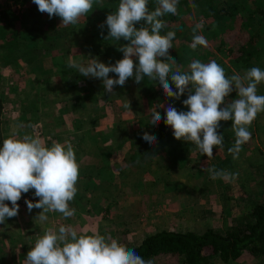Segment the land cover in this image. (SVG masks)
<instances>
[{
  "label": "rangeland",
  "instance_id": "obj_1",
  "mask_svg": "<svg viewBox=\"0 0 264 264\" xmlns=\"http://www.w3.org/2000/svg\"><path fill=\"white\" fill-rule=\"evenodd\" d=\"M15 2L8 11L19 17L18 31L30 29L26 34L33 35L31 33L49 26L47 13H40L41 17L36 18ZM99 2L94 0L92 11L82 16L78 24L67 25L71 30L63 24H52L58 31L66 32L67 40L55 39L51 53L61 44L60 48L68 47L67 54H63L66 60L80 62L82 57L85 65L92 59L114 65L123 58L119 48L128 43L121 40L118 45L104 39L103 46L97 38L92 42L90 37L84 42V35L92 32L104 16L103 4ZM248 3L251 9L229 19L219 34L209 30L210 21L204 19L197 6L192 7L190 3V9H186L177 5V14L161 30V35L175 32L169 50V56L176 60L173 71L187 72L193 60L203 63L215 60L228 77L237 73L243 76L252 67L264 70V0H248ZM2 7L3 0H0ZM148 8L155 10L150 5ZM201 22L203 27L196 34L206 38L207 46L188 50L186 45L192 42L193 29ZM178 26L179 32L175 29ZM81 29H85L84 34ZM72 30L70 34L68 31ZM216 35L222 39V51H216L215 46L220 41ZM253 37L256 38L254 44L250 41ZM21 43L23 48L15 50L7 46L10 44L5 38L0 39V98L6 118L4 137L22 139L25 135H38L48 147L53 142L71 143L79 165V178L76 195L69 202V207L75 209V215L70 218L49 212L48 220L41 223L36 217L42 209L29 211L26 203L20 204L23 198L35 203L39 198L34 196V190L22 194L18 214L0 224V264H24L38 236L60 225L75 227L78 235L95 232L134 246L160 230L222 233L242 222L251 205L264 199V112L259 113L249 127L251 139L242 146L238 159L234 160L228 152L235 141L231 121L220 123L217 132L223 136V144L214 147L213 155L207 157L193 143L175 139L171 127L164 123L168 106L178 111L188 110L183 105L187 92L179 99L167 97L158 81L147 77L139 84L134 77L129 78L124 86H114L112 93L105 91L100 78L82 76L74 85H67L61 82L62 74L46 79L51 69L47 64L42 74L46 77L41 78L25 65L29 64L28 55L25 43ZM85 45L90 48L83 52ZM58 53L61 50L55 54ZM133 60L138 63L136 57ZM109 78L117 77L109 73ZM37 82L39 87L32 85ZM169 83L176 91L175 85L170 80ZM257 94L264 95V82L257 86ZM236 98L233 92L225 98L224 104ZM125 103H129L130 108H124ZM31 104L36 105L33 110ZM29 109L32 115L35 113L34 118L37 117L34 121L30 119ZM22 110L26 116L19 120ZM154 110L162 119L153 126ZM18 123L28 128L26 133L21 135ZM145 132L156 137L154 144L143 140ZM210 168L238 175L235 179L213 180ZM148 260L152 264H179L164 254ZM210 264H264V261L261 263L244 253L234 261L222 262L215 258Z\"/></svg>",
  "mask_w": 264,
  "mask_h": 264
},
{
  "label": "clouds",
  "instance_id": "obj_2",
  "mask_svg": "<svg viewBox=\"0 0 264 264\" xmlns=\"http://www.w3.org/2000/svg\"><path fill=\"white\" fill-rule=\"evenodd\" d=\"M32 2L41 13H47L49 18L58 16L67 26L78 24L82 16L90 13L94 0ZM177 4L178 0H157L155 10L149 11L148 0H119L116 11L107 15L105 23L109 38L129 42L119 48L123 58L114 65L96 59L85 65L70 58L68 67L76 69L83 77L100 78L109 93L114 86H124L132 77L137 84L145 77L158 81L167 97L179 99L187 92V99L183 100L187 111H178L173 106L165 109L164 123L171 127L174 138L193 143L202 155L211 157L214 147L223 144V136L217 132L220 122L231 121L235 141L228 152L234 160L238 159L242 146L251 139L249 127L257 115L264 112V95L257 94V86L264 82V70L252 67L243 76L237 73L228 77L215 60L208 63L193 60L187 72L173 71L176 60L169 56V50L175 32L161 35V30L165 27L162 18L176 15ZM141 21L144 23L137 28ZM202 27L201 22L193 29L189 45L193 51L198 46H207L206 38L196 34ZM133 57L138 63H134ZM109 73L117 78H109ZM233 92L238 98L224 106L225 98ZM123 107L130 108L129 103ZM161 119L160 113L154 110L152 125ZM142 138L150 145L156 142V137L146 132ZM209 173L213 180L235 179L238 175L215 168H210ZM78 178L79 165L71 143L53 142L48 147L38 135L5 139L0 146V224L18 214V201L30 190H34V196L39 199L35 203L26 201L27 208L29 211L42 209L36 217L41 223L48 220L49 212H58L64 218L73 217L75 209L69 207V202L76 195ZM24 264H152V261H145L135 249L116 239L95 232L78 235L75 227L60 225L38 236Z\"/></svg>",
  "mask_w": 264,
  "mask_h": 264
},
{
  "label": "trees",
  "instance_id": "obj_3",
  "mask_svg": "<svg viewBox=\"0 0 264 264\" xmlns=\"http://www.w3.org/2000/svg\"><path fill=\"white\" fill-rule=\"evenodd\" d=\"M15 1L17 0H3V7L0 8V39L5 38L7 43L10 44L7 46H12L15 50L20 49L19 42L23 41L25 48L29 47L26 49L28 63L32 62L36 57L51 54V50L56 42L55 39L62 38L66 35V32L58 31V29L52 27L51 23H48L49 26L46 29L35 31L38 34L35 40L29 39L26 34V32L31 31L30 29H25L21 34H17V30H19L17 25L19 17L8 11ZM18 2L15 3H18L21 7H25L26 5L28 12L34 15V17H41V12L32 0H18ZM190 3L195 4L198 9H201L202 16L205 17L204 19L210 21L209 30L213 34H219L224 29L226 22L229 19L232 20L235 15L251 9L248 0H181L177 5L190 9ZM102 4L105 31L108 34V28L105 23L106 17L111 12L116 11L119 0H102ZM148 5L156 8L157 0H148ZM173 16L175 15L168 14L162 19L168 25ZM96 27L92 28L91 40L94 41L97 38L99 44L103 46V39L99 40V34L95 31ZM66 28L71 30L69 26ZM178 28L179 26L175 27L177 32H179ZM80 31L81 34H84L85 29H81ZM68 32L72 34L73 30ZM216 37L220 39V35H216ZM104 39L106 41L112 40L108 36ZM120 40L129 43L123 40V38ZM250 41L254 44L256 38L253 37ZM35 42H39V46H36ZM30 45L32 46L30 47ZM222 45L223 42L220 39L219 44L215 46L216 51H222ZM186 46L188 50H192L189 45ZM62 73L64 75V83L67 85H74L82 78L73 68L66 67ZM31 101L35 103V99ZM31 105L33 110L36 105ZM224 106L226 105L224 104ZM32 110L29 109V113L32 116L30 119L35 116V113L32 115ZM4 111V102L0 98V146H2L5 140L4 124L6 123V118ZM24 115L26 116L25 110H22L19 120H22ZM6 203L9 204L8 201ZM243 218L242 222L232 225L233 227H229L222 233L214 230H206L202 233L160 230L145 236L138 245L125 246L135 249L136 253L144 260H148L158 254H164L172 257L179 264H210L215 258H218L222 262L234 261L242 254L248 253L254 258L259 259L262 263L264 261V199L261 202L252 204L250 210Z\"/></svg>",
  "mask_w": 264,
  "mask_h": 264
},
{
  "label": "crops",
  "instance_id": "obj_4",
  "mask_svg": "<svg viewBox=\"0 0 264 264\" xmlns=\"http://www.w3.org/2000/svg\"><path fill=\"white\" fill-rule=\"evenodd\" d=\"M100 3H102V1L100 0ZM17 8V7H16ZM20 9H22V10H27V8H24V7H21ZM17 10H19V9H17ZM16 14H19V11H18V13L17 12H15ZM46 19H47V21L48 22H50L51 24H53V25H55V26H58V24H60V25H62V21H61V19L58 17V16H53L52 18H49V16H48V14H47V16H46ZM27 26V25H26ZM97 27L95 28V31L99 34V40L101 41V39H103L104 40V38H106L107 36H108V34L106 33V31H105V25H104V18H102L101 19V21L100 22H97V25H96ZM102 26V27H101ZM22 32H20V31H18L17 30V34H21ZM91 31H90V33L88 34H85L84 36L85 37H83V39H84V42H87V41H89V39H90V37H91ZM31 34H33V35H30L29 33H27V35H28V37H29V39H32V40H35V38H36V36L38 35L36 32H34V33H31ZM97 35V34H96ZM18 36H21V35H18ZM23 36V35H22ZM34 37V38H33ZM64 38H66V36L64 37H62V38H60L63 42H64V40H67V38L66 39H64ZM2 39V38H1ZM18 42V41H17ZM92 42H93V40H92ZM97 42V41H96ZM112 42H117V44L119 45V42H120V40L119 41H116V40H114V39H112L111 40V43ZM40 43L39 42H35V45L36 46H38ZM65 44V43H64ZM60 45L61 44H57L56 46L58 47V48H55L54 50H53V52L51 53V54H49V55H47V56H42V57H36L34 60H32V62H30L29 64H25V65H27V67L28 68H32L33 69V71L34 72H38L39 74V76H41V78H45L46 76V79L48 78V77H51V76H55L56 74H59V77L61 76V74L63 75V73H62V71L66 68V67H68V60H66V55H63L64 54V52L67 54V51H66V49L68 48V47H61L60 48ZM29 46V45H28ZM32 45H30V47H31ZM19 47L21 48L22 47V43L21 42H19ZM92 47V46H91ZM23 48V47H22ZM24 48H25V44H24ZM27 48H29V47H27ZM26 48V49H27ZM60 48V49H59ZM88 48H90V46L89 45H85L84 46V48H83V52H86V50L88 49ZM60 51L61 50V53H58L59 55H57V54H55L56 53V51ZM64 58H65V60H64ZM81 58L82 57H80V63H82V64H85L82 60H81ZM48 65V66H50L51 67V69H49L48 70V74H46V76L45 77H43L44 75H42L43 74V70L45 69V65ZM26 67V68H27ZM57 70V71H56ZM75 71H76V69H74ZM64 76V75H63ZM63 76H61L60 77V79H61V82H64V79H63ZM39 82V81H38ZM33 83L32 85L33 86H35V87H39L40 86V84L39 83ZM64 84V83H63ZM58 114V113H57ZM67 114V113H66ZM66 117L68 116V115H65ZM37 118V117H36ZM36 118H32V120L31 121H34ZM19 124V130H20V132H21V135L22 134H24V133H26V129H28L24 124H20V123H18ZM99 127H101L100 125H99ZM45 131H46V129H45ZM8 219V218H7Z\"/></svg>",
  "mask_w": 264,
  "mask_h": 264
},
{
  "label": "built area",
  "instance_id": "obj_5",
  "mask_svg": "<svg viewBox=\"0 0 264 264\" xmlns=\"http://www.w3.org/2000/svg\"><path fill=\"white\" fill-rule=\"evenodd\" d=\"M27 200H28V198L21 199L20 204H25Z\"/></svg>",
  "mask_w": 264,
  "mask_h": 264
}]
</instances>
